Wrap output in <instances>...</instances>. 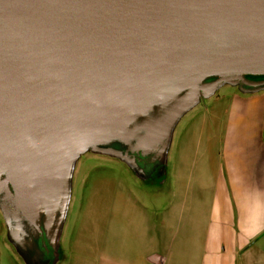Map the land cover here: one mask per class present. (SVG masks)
Wrapping results in <instances>:
<instances>
[{"label": "water", "instance_id": "1", "mask_svg": "<svg viewBox=\"0 0 264 264\" xmlns=\"http://www.w3.org/2000/svg\"><path fill=\"white\" fill-rule=\"evenodd\" d=\"M223 85L264 90V0H0L12 236L51 264L80 155L115 151L143 176L179 119Z\"/></svg>", "mask_w": 264, "mask_h": 264}, {"label": "crops", "instance_id": "2", "mask_svg": "<svg viewBox=\"0 0 264 264\" xmlns=\"http://www.w3.org/2000/svg\"><path fill=\"white\" fill-rule=\"evenodd\" d=\"M171 138L160 215L121 182L129 202L119 209L130 216L104 220L95 250L60 249L51 264H264V90L219 89ZM46 263L12 236L0 208V264Z\"/></svg>", "mask_w": 264, "mask_h": 264}, {"label": "rangeland", "instance_id": "3", "mask_svg": "<svg viewBox=\"0 0 264 264\" xmlns=\"http://www.w3.org/2000/svg\"><path fill=\"white\" fill-rule=\"evenodd\" d=\"M231 88L240 89L239 86L232 85H223L219 89ZM163 164L162 160L150 167H144V174L138 179L135 177L142 168V163L131 164L115 151L93 147L86 149L71 169L65 199L67 210L59 234L61 239L67 234L68 237L63 240V244H60L59 238L58 250H95L101 241L99 235L104 228L100 224L104 220H111L118 215L120 218V214L130 216L131 208L125 207V211L119 209L122 203L129 202L118 195L121 182L125 189L134 187L135 196L146 206L155 209V216L158 217V209L162 208Z\"/></svg>", "mask_w": 264, "mask_h": 264}]
</instances>
